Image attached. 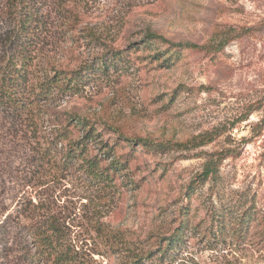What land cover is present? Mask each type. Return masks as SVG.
I'll return each instance as SVG.
<instances>
[{
    "label": "rangeland",
    "instance_id": "374dc122",
    "mask_svg": "<svg viewBox=\"0 0 264 264\" xmlns=\"http://www.w3.org/2000/svg\"><path fill=\"white\" fill-rule=\"evenodd\" d=\"M150 32L201 48L164 62L167 44H140ZM21 51L29 102L0 110V264H44L46 223L75 264H264V0H0V71ZM54 69L78 87L37 98ZM70 115L100 123L101 164L125 163L113 181L65 163L53 137ZM212 154L218 177L189 190Z\"/></svg>",
    "mask_w": 264,
    "mask_h": 264
},
{
    "label": "trees",
    "instance_id": "16d2710c",
    "mask_svg": "<svg viewBox=\"0 0 264 264\" xmlns=\"http://www.w3.org/2000/svg\"><path fill=\"white\" fill-rule=\"evenodd\" d=\"M25 16L20 19V27L26 29L30 17ZM32 18V17H31ZM155 42L165 43L167 48L163 49L164 62H170L174 57H178L180 52L185 49L201 48L199 45L192 42H170L162 36L155 33H148L145 39L140 43L142 46L152 44ZM140 45V46H141ZM22 46V45H21ZM137 46L138 48L140 47ZM23 50V49H21ZM19 60L9 61L0 71V110H22L27 106V99L23 93L25 88V79L27 72V54L25 51L20 52ZM71 74V75H70ZM73 73L61 69H54L53 73L48 75L46 79L39 83L37 98L46 99L52 92L57 89L59 91L75 90L78 87L76 78ZM23 95V96H22ZM100 124V123H98ZM97 124V126H98ZM89 119L80 115H70L66 119V125L63 128H57L54 131V142H64L63 158L66 162H73L79 164V168L84 174L96 182H110L113 181L115 173L125 168V163L119 157H113L106 165L101 163L109 158L110 148L107 145H102L101 130L98 129ZM77 129L80 136L73 139L70 136L71 128ZM214 136H204L199 139L197 145L209 143ZM125 140L126 139L124 137ZM137 144H141L146 150L154 149L155 147H164V144H153L145 139H137ZM95 144L98 147H103L104 151L101 153L102 157L97 154L90 155L89 150L91 145ZM105 156V157H103ZM221 163V157L217 154L209 155L203 164L201 171L195 174L194 178L189 182V190H194L200 183L205 181H215L218 177V171ZM113 172L110 174V172ZM188 231L187 222L184 221L179 225L178 230L172 232L165 241L160 245L161 255H175L181 250L184 243V237ZM59 234V229L53 223H46L41 227L34 229L32 236L34 237L38 253L34 255V262L38 263L40 260L44 264H75V256L70 252L60 251L59 240L56 238ZM58 240V241H57Z\"/></svg>",
    "mask_w": 264,
    "mask_h": 264
}]
</instances>
